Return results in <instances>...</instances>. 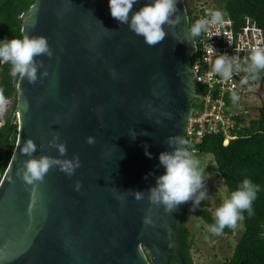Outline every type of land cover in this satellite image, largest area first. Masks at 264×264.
<instances>
[{"label": "water", "instance_id": "95a60500", "mask_svg": "<svg viewBox=\"0 0 264 264\" xmlns=\"http://www.w3.org/2000/svg\"><path fill=\"white\" fill-rule=\"evenodd\" d=\"M177 9L180 23L163 26L168 35L154 47L111 16L109 0H34L22 14V34L46 37L53 56L36 58L47 77L17 80V139L0 179V264H185L179 232L188 205L167 213L147 198L165 171L168 137H184L195 92L182 0ZM54 132L81 167L71 177L55 167L26 184L20 147L30 138L36 157H56Z\"/></svg>", "mask_w": 264, "mask_h": 264}, {"label": "clouds", "instance_id": "9594fccd", "mask_svg": "<svg viewBox=\"0 0 264 264\" xmlns=\"http://www.w3.org/2000/svg\"><path fill=\"white\" fill-rule=\"evenodd\" d=\"M178 0H150L137 11H133L134 4L138 0H109L111 16L121 24L128 25L135 35L143 37L144 42L154 47L161 43L168 33L163 26L173 27L180 23V15L177 14ZM187 13V12H186ZM131 14V15H130ZM225 13L221 10H210L205 17L197 19L190 25V33L196 37L210 31L212 25H222ZM211 50L216 53L210 70L222 80L231 81L234 75L244 73L241 77V85H247L250 81L260 78V72L264 71V48L253 47L248 56L241 62L239 57L230 56L227 53L218 54L211 45ZM40 56H53V50L48 39L44 36H29L24 33L22 38H5L0 41V63L10 64V76L26 79L30 84H35L40 77H47L48 70L43 60L36 59ZM43 71L38 76V70ZM231 100L235 104L239 96L235 91L231 92ZM7 105V99L0 90V110ZM159 123V121L157 122ZM148 135L147 132L142 133ZM135 131L131 132L133 138ZM87 143L94 144L92 137L87 138ZM171 150L162 151L159 154V163L165 169L162 175L156 177L155 186L147 190L148 201L152 205L163 206L165 212L171 213L178 206L193 202V208L200 206L201 201L207 199L208 193L205 185L204 169L201 168L200 159L191 148L190 142L182 136H169L166 141ZM48 146L58 151V156L41 155L36 157L37 145L32 139H27L20 147L22 155L27 156L17 175L28 185H36L43 182L50 169L58 167L61 172L71 177L81 167L78 155L67 158V144L61 142L59 132H54L48 141ZM147 149V146H145ZM151 158V153L146 151ZM81 187L78 181L75 185L77 191ZM135 200L145 198L144 191L129 190ZM259 186L251 179L245 178L237 189L224 195L221 193V203L213 212L214 223L208 225V229L215 235L223 233L224 229L235 230L238 222L243 220V212L249 216L254 214L253 203L257 198ZM146 224L152 220L146 216Z\"/></svg>", "mask_w": 264, "mask_h": 264}, {"label": "trees", "instance_id": "16d2710c", "mask_svg": "<svg viewBox=\"0 0 264 264\" xmlns=\"http://www.w3.org/2000/svg\"><path fill=\"white\" fill-rule=\"evenodd\" d=\"M34 0H0V41L5 38H22V14L25 13ZM216 6L235 22L242 21L244 16L251 19L264 32V0H214ZM189 26L195 21L190 11H187ZM196 37L194 40L197 41ZM197 51L192 55L190 69L197 57ZM10 64L0 63V90L11 106L4 113L0 124V178L4 174L17 139L18 125L14 112L17 108V80L10 76ZM233 133L235 138L223 144L220 134H206L200 142L191 148L195 154H210L214 160L217 177L225 186L227 194L237 189L245 178L259 186L257 198L253 203L254 214L249 216L245 211L241 220L240 234L230 257L223 264H264V103L257 107V115L248 123L237 127ZM187 139L186 136H184ZM192 201L187 202L190 204ZM190 208L182 212L180 221L179 241L182 244L181 254L185 264H194L191 255L190 230L185 225V217ZM193 213L207 225L214 223L213 213L200 204L193 208ZM233 229L225 228L222 234H231ZM169 264H181L178 258L172 257Z\"/></svg>", "mask_w": 264, "mask_h": 264}, {"label": "built area", "instance_id": "2783aa9c", "mask_svg": "<svg viewBox=\"0 0 264 264\" xmlns=\"http://www.w3.org/2000/svg\"><path fill=\"white\" fill-rule=\"evenodd\" d=\"M216 9L224 12L207 0H193L187 5L186 12L190 11L196 21L205 17L210 10ZM224 21L222 25H212L210 31L199 36L195 42L198 54L191 67L195 92L184 134L192 146L206 134L222 135L224 145L235 138L233 131L251 120L245 101L264 88V71L260 72L258 80L241 85L244 73L234 75L231 81H225L210 70L216 55L211 50V45L218 54L227 53L239 57L241 62L253 47L264 48V32L249 16H244L241 22L235 23L225 13ZM232 91L239 96L235 104L231 100Z\"/></svg>", "mask_w": 264, "mask_h": 264}, {"label": "rangeland", "instance_id": "374dc122", "mask_svg": "<svg viewBox=\"0 0 264 264\" xmlns=\"http://www.w3.org/2000/svg\"><path fill=\"white\" fill-rule=\"evenodd\" d=\"M193 0H186L189 5ZM214 2V0H207ZM262 97V98H261ZM245 101V107L249 109L248 117L255 118L257 115V107L264 103V88L257 95H252ZM11 106V100H7V105L4 109L0 110V124L4 113ZM16 111L14 112V115ZM200 159L201 168L204 169L206 178L205 185L207 189V199L201 201L203 207H206L212 213L221 203V193L227 195L225 186L222 181L218 179L217 172L214 166V160L210 154L196 155ZM1 179V178H0ZM185 225L190 230L191 236V255L194 264H223L225 259L230 257L232 250L242 233L241 221L231 234L215 235L211 233L207 225L201 218L193 213V208H190L185 217Z\"/></svg>", "mask_w": 264, "mask_h": 264}, {"label": "flooded vegetation", "instance_id": "af4514ba", "mask_svg": "<svg viewBox=\"0 0 264 264\" xmlns=\"http://www.w3.org/2000/svg\"><path fill=\"white\" fill-rule=\"evenodd\" d=\"M182 2H183L184 9H185V12H186L187 2H186V0H182ZM189 28H190V26H189ZM193 40H194V38H193ZM193 47H194V51H193L192 53L189 54V63L192 61V55H193V53L195 52V40H194V42H193ZM185 205H186V206L188 205L187 208H193V202L190 203V204H186V203H185Z\"/></svg>", "mask_w": 264, "mask_h": 264}]
</instances>
